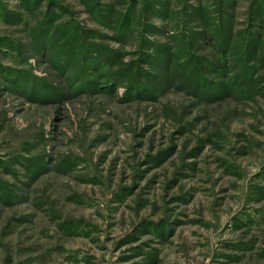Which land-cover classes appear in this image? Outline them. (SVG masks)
<instances>
[{
	"label": "rangeland",
	"instance_id": "rangeland-1",
	"mask_svg": "<svg viewBox=\"0 0 264 264\" xmlns=\"http://www.w3.org/2000/svg\"><path fill=\"white\" fill-rule=\"evenodd\" d=\"M0 264H264V0H0Z\"/></svg>",
	"mask_w": 264,
	"mask_h": 264
}]
</instances>
